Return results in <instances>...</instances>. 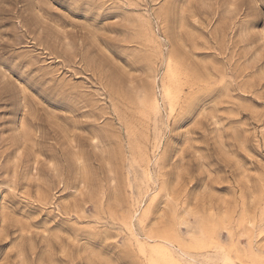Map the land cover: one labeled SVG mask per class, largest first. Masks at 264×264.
<instances>
[{
    "label": "rangeland",
    "instance_id": "obj_1",
    "mask_svg": "<svg viewBox=\"0 0 264 264\" xmlns=\"http://www.w3.org/2000/svg\"><path fill=\"white\" fill-rule=\"evenodd\" d=\"M264 0H0V264H264Z\"/></svg>",
    "mask_w": 264,
    "mask_h": 264
},
{
    "label": "snow or ice",
    "instance_id": "obj_2",
    "mask_svg": "<svg viewBox=\"0 0 264 264\" xmlns=\"http://www.w3.org/2000/svg\"><path fill=\"white\" fill-rule=\"evenodd\" d=\"M262 7H264V5H262ZM0 255H2V254H0Z\"/></svg>",
    "mask_w": 264,
    "mask_h": 264
}]
</instances>
